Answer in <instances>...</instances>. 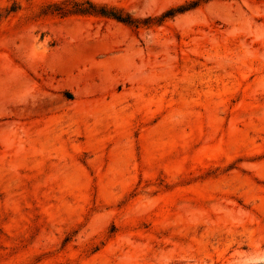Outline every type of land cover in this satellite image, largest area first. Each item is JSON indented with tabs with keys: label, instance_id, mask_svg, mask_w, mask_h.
Listing matches in <instances>:
<instances>
[{
	"label": "rangeland",
	"instance_id": "rangeland-1",
	"mask_svg": "<svg viewBox=\"0 0 264 264\" xmlns=\"http://www.w3.org/2000/svg\"><path fill=\"white\" fill-rule=\"evenodd\" d=\"M2 101L0 264H264V0H0Z\"/></svg>",
	"mask_w": 264,
	"mask_h": 264
},
{
	"label": "trees",
	"instance_id": "trees-1",
	"mask_svg": "<svg viewBox=\"0 0 264 264\" xmlns=\"http://www.w3.org/2000/svg\"><path fill=\"white\" fill-rule=\"evenodd\" d=\"M89 4H90V6H92V8H95V9H97L98 7H97V5H95V4H92V3H90V2H88ZM77 6H79L78 7V9H76V10H70V11H75V12H78V11H80V12H85L87 9H85V7L83 8L82 7V5L81 4H77ZM109 11V15L110 16H113L114 18H116L117 20H120V21H123V22H131V20L129 19V17H124V16H122L121 14H119L118 12H115V11H112V10H108ZM87 12H89V13H92V11H87Z\"/></svg>",
	"mask_w": 264,
	"mask_h": 264
},
{
	"label": "bare ground",
	"instance_id": "bare-ground-1",
	"mask_svg": "<svg viewBox=\"0 0 264 264\" xmlns=\"http://www.w3.org/2000/svg\"><path fill=\"white\" fill-rule=\"evenodd\" d=\"M1 99H5V97H4V98H1ZM9 99H10V100H9ZM9 99H8L7 101L10 103V101H11L12 99H11V98H9ZM4 102L6 103V101H4ZM1 103H3V101L0 102V104H1ZM2 105H3V104H2ZM2 110H4V109H2ZM29 110H30V109H29ZM31 111H34L35 113H36V111H37V113H40L38 109H33V108H32L29 112H31ZM34 112H33V113H34ZM42 112H44V110H43ZM31 114H32V113H31ZM13 125H14V124H13ZM14 126H15V125H14ZM8 127H9V125H8ZM8 127H7V128H8ZM4 128L6 129V127H3V133L5 132V134H6L7 132H6V130H5ZM9 128H10V127H9ZM11 128H12V126H11ZM1 130H2V129H1ZM10 131H11V130H10ZM16 131H17V130H16ZM1 132H2V131H0V133H1ZM8 132H9V131H8ZM10 133L12 134V132H10ZM11 134H10V135H11ZM7 136H8V135H7ZM7 136H6V137H7ZM3 137H5V136H3ZM6 137H5V138H6ZM5 138H3V139H5ZM12 140H13V138H12ZM16 140H17V139H16ZM3 141H4V140H3ZM6 141H8V137H7V139L5 140V142H6ZM13 141H14V140H13ZM5 142L3 143V146L6 144ZM8 142H9V141H8ZM8 142H7V144H10V143H8ZM11 144H12V142H11ZM6 146H7V145H6ZM9 146H10V145H9ZM9 146H7L6 148L8 149ZM11 146H12V145H11ZM12 147H13V146H12ZM12 147H10V148H12ZM6 148H5V149H6Z\"/></svg>",
	"mask_w": 264,
	"mask_h": 264
}]
</instances>
